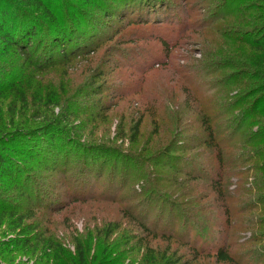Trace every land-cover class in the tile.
I'll list each match as a JSON object with an SVG mask.
<instances>
[{
	"label": "rangeland",
	"instance_id": "374dc122",
	"mask_svg": "<svg viewBox=\"0 0 264 264\" xmlns=\"http://www.w3.org/2000/svg\"><path fill=\"white\" fill-rule=\"evenodd\" d=\"M165 1L180 25H129V18L124 22L114 18L106 21L110 28L90 45L91 54L59 59L44 68L35 66L32 47L37 46V36L31 40L30 56L26 58L0 44V137L13 135L16 130L39 128L60 116L62 119V111H68V115L75 116L68 124H59L60 129L82 145L117 151L95 163H104L106 170L100 180L84 177L87 184L83 189L76 181L80 162L74 158L67 159L66 167H62L65 175L46 172L44 166L35 162L25 166L31 168L29 173L34 180L21 182L17 188L25 187L22 191L30 196L0 179V264H164L168 258L177 259L179 264H217L211 250L223 244L226 235L222 240L216 234L211 238L205 235L206 220L214 221L207 210L211 198L208 188L204 180L185 178L189 173L207 177L205 169L210 160L202 154L206 153L202 148L193 150L196 143L191 132L201 136L196 124L190 132L180 133L185 122H191L184 121L190 116L183 117L178 125L176 118L183 113L182 103L189 89L219 113L217 124L238 115L249 105V99L227 115L222 113L229 104V95L238 90L239 95L248 92L244 74L247 70L244 62L238 64L241 76L226 88L216 83L222 81L221 76L229 75V70L196 78L178 72L192 66L194 58L203 62L195 53L206 49L203 43L212 39V44L222 43L220 29L233 23L226 15L239 0H227L225 8L215 15L209 11L216 6V0ZM55 3L52 10L58 18L62 7L70 10L68 5L103 16L87 0ZM28 9L42 21V9ZM207 20L208 25L201 30L180 33L181 26ZM154 37L168 41L167 58ZM138 51L147 54L138 56ZM244 53L251 60L264 56L253 48ZM155 60L165 65L157 66ZM99 89L101 93L93 94ZM260 110L245 120L247 124L238 130L234 146L240 135L255 131L257 123L263 122ZM138 120L141 123L134 136L133 127ZM22 142L16 137L7 146L15 148ZM165 149L171 158L160 154ZM236 181L225 180L224 190H236L235 201H244L250 194L246 189L241 196L247 187ZM77 188L85 193V198L73 203L68 193L78 191ZM251 215L249 212L232 219L236 224L228 239L232 253H241L247 247L245 241L252 232L245 230L242 223Z\"/></svg>",
	"mask_w": 264,
	"mask_h": 264
},
{
	"label": "trees",
	"instance_id": "16d2710c",
	"mask_svg": "<svg viewBox=\"0 0 264 264\" xmlns=\"http://www.w3.org/2000/svg\"><path fill=\"white\" fill-rule=\"evenodd\" d=\"M87 1L93 2L103 16L90 15L91 13L79 7L68 5L70 10L62 7V14L58 18L52 10L56 4L55 0H0V44L5 46L3 49H12L26 58L30 56L31 40L37 36V46L32 47L37 61L35 66L44 68L54 65L59 59L69 60L70 57H84L91 54L92 52H89L90 45L98 39L103 30L110 28L106 21L111 22L114 18L122 22L129 18V25H151L154 27L166 24L180 25L176 21V16L174 18L173 8L170 4L166 5L165 0ZM218 1L219 5L216 0V6H213L209 11L210 15H215L218 10L225 8L227 0ZM210 2L211 0H205V3ZM31 6H34L36 10L42 9L44 13L42 21L34 16V11L28 9ZM226 18H231L233 23L220 29L222 43L212 44L213 39L203 43L206 44V49L195 51L201 56L203 62L194 58L192 66L183 68L178 73L180 75L187 73L196 78L202 74L212 76L223 70H229L228 77L221 76L222 81L216 83L217 86L226 88L231 86L234 81L239 80L241 74L238 73L237 66L244 62L243 66L247 70L244 74L248 79L245 84L249 90L240 95L238 94L239 90L229 95L231 97L229 104L224 106L222 114L227 115L230 110L242 107L241 105L245 103L246 99H249V105H245L238 115L229 117L226 123L217 124L216 119L220 116L219 113L217 114L210 103L200 101L198 95L193 94L192 89L188 88L187 98L182 103L183 113H178L176 124L178 125L180 120L182 123L183 117L190 116L184 121L190 120L192 123L186 121V126L180 133L190 132L194 128L193 125L196 124L201 136L191 132L196 143L193 150L202 148L206 152L202 154L210 160L205 169L208 172L207 177L202 179L189 173L185 178L204 180L208 188V197L211 198L207 210L214 221L206 220L204 231H207L208 234L205 235L211 238L216 234L221 240L226 235L225 242L211 250L215 262L217 264H264V117L261 124L257 123L259 127L255 131L240 135L238 145L234 146L233 143L237 139L238 130L243 129L247 124L244 123L245 120L248 121L258 109H261L260 113L264 115V56H256L254 60H251L244 53L247 48H253V50L264 54V0H239L237 7L232 9ZM206 24L208 25V20L191 26H181L180 33L201 30L206 27ZM154 39L158 41L167 58L170 50L168 41L163 37H154ZM136 42L128 41L127 43L135 44ZM233 44L235 45L232 48ZM135 50L130 49L129 51ZM136 53L138 56L147 54L145 51ZM158 61H154L157 62L155 63L157 66L165 65ZM247 67L256 69L249 70ZM184 77L182 76V78ZM187 83L190 84V80ZM91 88H95V86L92 85ZM101 92L102 89H99L93 94ZM236 95L239 96L236 98ZM62 113H64L62 119L60 116V119L55 118L49 123L40 125L39 128L16 130L13 135L11 133L8 136L0 137L1 180L11 183L14 189L22 191V188L26 189L22 184L21 189L17 188L21 182L28 184L34 180L29 173L31 168L28 169L25 166L35 162L37 165L44 166L46 172L64 173L65 175L66 171L63 168L68 163L67 159L73 158L77 163L80 162L77 167L79 171L76 179L79 187L82 189L85 187L86 177L95 180L102 178L106 167L103 165L104 163H101L100 166H96L95 163H98L100 159L109 158L111 153H117V151L110 147L86 146L79 143L72 135L69 136L70 133L59 127L62 122L68 124V120L75 116L74 113L69 115L68 111H62ZM140 123L141 120H138L133 127L134 136L138 133ZM16 137L23 140L21 146L9 148L7 145L13 142ZM45 144L50 146L47 148L42 146ZM160 154L171 158L169 150L165 149ZM158 157L159 155H157ZM61 168L62 171H59ZM231 178H236V183L246 185L247 188L243 189L241 195L246 194L245 190L247 189L250 196L246 200L235 201L233 194L236 190L233 193L224 190L225 180ZM74 191L68 193L72 198L71 202H79L82 200L81 198H85L83 197L85 193H81L79 189ZM22 192L25 196H30L27 191ZM0 201L2 200L0 199ZM243 202L245 203L243 204ZM249 212H252L253 215L242 223L245 230L248 229L252 232L250 238L245 241L247 247L243 248L241 253H232L228 239L229 232L234 229L236 224L231 221L233 218ZM164 264H179V261L168 258Z\"/></svg>",
	"mask_w": 264,
	"mask_h": 264
}]
</instances>
